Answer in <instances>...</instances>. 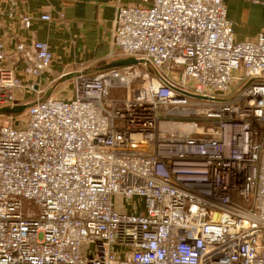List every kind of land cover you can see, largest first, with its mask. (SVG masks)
<instances>
[{"label":"built area","instance_id":"built-area-1","mask_svg":"<svg viewBox=\"0 0 264 264\" xmlns=\"http://www.w3.org/2000/svg\"><path fill=\"white\" fill-rule=\"evenodd\" d=\"M224 1L116 4L112 56L137 63L0 125V264H264V26L236 40ZM8 57L0 107L35 89Z\"/></svg>","mask_w":264,"mask_h":264},{"label":"crops","instance_id":"crops-1","mask_svg":"<svg viewBox=\"0 0 264 264\" xmlns=\"http://www.w3.org/2000/svg\"><path fill=\"white\" fill-rule=\"evenodd\" d=\"M141 3L142 0H0V45L9 55L7 65L25 85L35 84L34 90H17L14 106L38 97L68 95L65 88L59 87L61 82L69 81L64 79L65 73L76 69L95 72L119 60L112 56L111 46L116 4ZM224 4L235 39H254L264 26V5L250 0H225ZM41 15H48L49 19H41ZM36 40L46 42L53 57L39 77H30L24 71L28 56L17 50V45L24 42L31 48ZM5 108L0 107V114L5 113Z\"/></svg>","mask_w":264,"mask_h":264},{"label":"water","instance_id":"water-1","mask_svg":"<svg viewBox=\"0 0 264 264\" xmlns=\"http://www.w3.org/2000/svg\"><path fill=\"white\" fill-rule=\"evenodd\" d=\"M136 63L137 61L134 58L119 59V60H115V61L108 63L102 69L122 67V66L136 64ZM68 78H69V75H66V77H64V79H68ZM28 106H29L28 104H23V105H17L14 107H7L4 110L9 113H19L21 111L26 110Z\"/></svg>","mask_w":264,"mask_h":264},{"label":"rangeland","instance_id":"rangeland-1","mask_svg":"<svg viewBox=\"0 0 264 264\" xmlns=\"http://www.w3.org/2000/svg\"><path fill=\"white\" fill-rule=\"evenodd\" d=\"M68 82L69 81H63V82H61L63 85L62 86L59 85L60 88L61 87L65 88V92H67L69 90V88H70V84H68ZM111 93L114 94L113 91H111ZM62 96L64 97V96H67V95L64 93V95H62ZM25 113H26V110L21 111L19 113H9V112L5 111V113L0 114V125L3 124L5 121H7L9 119H11L13 121L23 120L24 116H25Z\"/></svg>","mask_w":264,"mask_h":264}]
</instances>
